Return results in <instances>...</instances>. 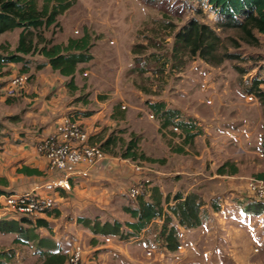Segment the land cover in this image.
<instances>
[{
	"label": "rangeland",
	"instance_id": "obj_1",
	"mask_svg": "<svg viewBox=\"0 0 264 264\" xmlns=\"http://www.w3.org/2000/svg\"><path fill=\"white\" fill-rule=\"evenodd\" d=\"M42 3L39 0L40 6ZM192 18L210 25L219 34V56L239 53V58H224L220 64H211L182 50L175 54V34ZM20 31L15 29L0 36V54L6 53L5 46L10 50L16 47ZM39 33L53 43H65L70 37H81L85 33L92 36L94 59L85 64L77 77L81 91L70 96L75 107L72 114L84 117V112L96 110L100 102L112 100L118 106L116 117H135L128 118L117 128L118 135L127 141L131 133H135L140 139L141 150L150 157L164 159V162L133 163L141 175L130 188L143 179H148L150 184L160 174L181 180V183L186 181L187 185L193 177L201 176L200 172H215L218 164L228 156L229 161H239L240 175L222 177L212 183L211 188L206 187L208 202L205 203L213 206V200L221 202V196L212 191H221L230 184L241 182L244 186L236 185L238 197L233 198V206L241 208L238 220L250 226L247 234L235 237L234 228L228 225L226 230L210 227L212 235L180 231L183 249L171 252L159 237L163 218H158L160 221L153 223L152 229L143 235L126 236V222L132 220L126 209L135 205L137 198L124 195L117 200L118 205L113 201L115 205L108 204L109 207L96 216L103 219H93L99 223L117 220L123 226V235L100 233L103 236L100 243L129 245V264H264V181L257 177L258 173H264V103L257 90L250 91L255 79L264 80V34L254 31L255 40H247L240 29L224 27L202 0H76L71 8L58 16L57 24L41 29ZM30 59L31 72L27 76L32 74L33 77L26 88L17 91L13 97L3 95L4 88L11 74L20 72L21 64L0 65V119L7 111H15V100L26 95L37 77L41 74L44 78L54 76L52 70L38 69L44 61L42 56H30ZM84 71H89V76ZM259 88L264 89V83ZM251 94L255 100L249 98ZM8 99H12L11 102ZM82 99L90 102L84 104ZM158 101L165 102L167 108L179 110L184 119L193 118L203 129L194 143L186 146L185 153L171 149V144L183 143L179 128L170 126L160 131L161 121L149 106ZM223 122L230 123L225 127ZM228 127L233 136L220 134ZM242 130L250 133H242ZM240 146L244 149H239ZM221 150L226 151L220 153ZM129 162L125 161L126 164ZM145 189L142 187L143 191ZM9 217L21 216L10 214ZM246 217L249 220L245 221ZM107 237H112V242H107ZM59 242L67 248L62 240ZM77 243L83 248L80 264H93V257L95 264H102L103 260L99 262L97 255L86 260V245ZM12 244L9 234L0 235V249H11ZM216 244L221 248L222 263L217 261L220 252L214 250ZM18 249L20 255L11 264L44 263V258L37 252V242L18 246ZM149 249L158 254L149 256Z\"/></svg>",
	"mask_w": 264,
	"mask_h": 264
},
{
	"label": "crops",
	"instance_id": "obj_2",
	"mask_svg": "<svg viewBox=\"0 0 264 264\" xmlns=\"http://www.w3.org/2000/svg\"><path fill=\"white\" fill-rule=\"evenodd\" d=\"M87 63L79 65V70L75 77L76 84L78 75L80 76V72ZM9 64L12 66L16 65L13 62ZM41 69L52 70L54 76L51 75L50 77L44 78V74H41L40 77H37V79L30 84L26 95L23 97L20 96L15 100V111L12 113L7 111L5 117H1L0 119V129L3 130V132H0V191H2L0 194L29 191L36 186H41L45 182L62 175L60 171L50 169L48 159L37 149V144L42 138L52 135L57 123L63 118L73 116L85 125L90 133V142L92 143H100L112 134L119 136L117 128L127 122L128 118H135L116 117L115 114L118 112V106L114 105L112 100L104 103L100 102L98 107L95 108L96 110L88 111L90 113L88 116H86V112H84V117L80 115L76 117L72 114L73 112H71L75 107H73L74 99L70 96L79 92L80 88L73 92L67 85L69 77L63 76L58 71L53 70L50 65H45ZM84 73L86 76H89L90 72L84 71ZM83 96H85V94ZM11 100L12 99H8L9 102H11ZM82 102L88 104L90 101L82 99ZM123 108L127 107L124 106ZM74 113L76 114L77 112ZM119 114L123 115V113ZM194 121L196 122V120ZM118 122L120 123L119 126L116 125ZM229 123L230 122H227L225 124V122H223L222 126L225 125L226 127ZM119 131L124 130L119 129ZM229 131L230 129L228 127L222 129L220 134L230 135ZM130 132H132V130H130ZM242 133L249 134L250 132L242 130ZM235 138L239 139L236 136ZM212 146L215 148L214 145ZM239 149L244 148L240 146ZM225 151L226 150H221L220 153ZM228 157L218 164L217 169L219 166L229 161ZM125 161H130L131 163L129 162V164H126ZM135 162L139 161L111 156L109 154L106 159L92 169L89 177L72 180L71 191L55 193L56 203L53 209L32 219L34 221L38 218L45 219L50 224V228L41 226L36 230L39 237L44 238L43 242L38 244L37 249V252L44 258V261L50 253L57 251H60L62 255L68 257V253L73 245L77 242H81L86 245V260H88L90 256L97 255L96 257H98L99 262L103 260L102 264H129V262H131L129 261V245L125 246L121 242H116L112 245L100 243V237H103L102 234L94 233L82 223L79 218L101 220L103 219L102 216H96H99L102 209L109 207L108 204L110 203H112V205H118L117 200L119 198H123L124 195H129L128 191L130 186L133 181H136V178L141 175L139 171L134 169L133 163ZM230 162L234 163L238 168L236 173H219L217 169L214 170L215 172L213 173L200 172L201 176L193 177L187 185L185 184L186 181L181 183V180H175V178L168 179L160 174L154 182L145 186V196L146 198H150L152 189L155 186L159 188L164 199L170 195V200L174 194L179 191L184 195H187L189 192H197L203 199L204 204L202 208L208 213V217L203 221L201 226L197 228L186 229L178 224L177 227L179 232L194 231L198 233V231H200V235H212L213 232L210 231V227H222L223 230H226L228 225L231 229L234 228L233 233L235 237L240 238L241 234L243 235V233L247 234L250 232L248 231L250 226L240 223L238 220V210L241 208L237 209L233 206V198L238 197L235 194L238 189L236 185L239 184V187L244 185L239 182L232 185L230 184L228 188L221 191H212L216 196H221V202L217 201L220 210H215L213 206L210 205V207L209 204L205 203V201L208 202L206 198L207 192L206 190L204 191L206 187L211 188V184L219 181L222 177H236L240 175L239 161L235 159ZM120 200L123 202L122 199ZM113 201H115V204ZM166 204L167 203L164 202L165 210H167L166 206L168 205ZM170 204H174V201L171 200ZM135 206L136 204L132 207ZM1 218L18 219L19 217H9V215H5L0 217V219ZM247 218L248 217H246L245 221L249 220ZM159 221L158 218L154 219L141 232V235L146 231H150L154 225L153 223ZM126 229L127 231L129 230L127 226ZM0 235L4 237L7 234L0 231ZM9 235L11 243H13L12 247L15 250V257L13 259L15 262L20 255L18 246L28 244L14 242L15 238L18 237L17 233H10ZM61 240L66 244L67 248L59 242ZM34 242L38 243V240H33L29 242V244H33ZM56 244L58 246L54 249L53 247H55ZM192 244H194V242H192ZM220 249L219 245L216 244L214 246V250L220 252ZM97 250H99L98 253L95 252ZM219 256L217 261L222 263L223 258L221 257V252ZM95 261L96 259L93 257L91 263L95 264ZM65 264H68L67 261ZM152 264L156 263L153 262Z\"/></svg>",
	"mask_w": 264,
	"mask_h": 264
},
{
	"label": "trees",
	"instance_id": "obj_3",
	"mask_svg": "<svg viewBox=\"0 0 264 264\" xmlns=\"http://www.w3.org/2000/svg\"><path fill=\"white\" fill-rule=\"evenodd\" d=\"M0 0V36L6 32L20 29L19 39L16 47L10 50L3 49L5 54H0V65L8 63L21 64L20 73L28 74L31 69V57L40 55L44 58L43 63L38 65V69L45 65H50L53 70L61 75L69 77L68 87L74 92L78 90L75 81L79 65L90 62L94 59L91 53L93 46L92 36L85 33L81 37H70L65 43H53L42 36L39 31L57 24L58 16L71 8L76 0ZM206 3L224 27L237 28L243 31L247 40H255L254 31L264 34V0H202ZM221 44V37L210 25L192 18L176 34L174 47L175 54L180 50L188 52L190 55L199 56L211 64H220L224 58H239V53H226L219 56L218 50ZM181 53V52H179ZM180 57L179 63H182ZM33 75H29L30 80ZM264 80L255 79L250 91H256L264 103V89L259 85ZM83 96V95H81ZM150 108L161 121L160 131L172 127L181 130V145L171 144V149L177 153H185V147L192 145L195 138L203 133V129L197 125L193 118L184 119L180 117L179 110L167 108L162 101L150 103ZM90 115L89 112L85 113ZM173 134L177 133L173 130ZM140 139L131 133L130 138L125 141L123 137L114 134L107 137L98 144L106 154L120 156L133 161L164 162L148 156L141 150ZM92 143V142H91ZM264 146V143H263ZM117 149L120 150L117 151ZM219 173H236L238 168L230 161L218 167ZM259 179H264V173H259ZM2 193V191H0ZM145 191L138 195L135 207L129 206L126 209L132 220L126 222L129 230L126 236L131 238L138 236L154 219L163 218V223L159 232V237L164 242L166 248L171 252H176L181 245L180 232L177 225L186 229L197 228L208 217V213L202 208L204 202L197 192H189L184 195L182 192L163 198L158 187H153L150 198H146ZM164 202L168 205L164 208ZM258 204V203H257ZM213 208L220 210L219 204L213 200ZM29 217L18 219H0V231L4 234L17 233L18 237L14 242L29 244L33 240H38V244L43 242L36 232L37 228L44 226L50 228V224L45 219L38 218L35 221ZM79 220L89 227L94 233L123 235L122 224L115 220L113 223H99L95 220L80 217ZM48 255V254H47ZM15 257L13 248L8 250L0 249V264H11ZM68 257L62 255L60 251L50 253L43 264H65ZM68 263V262H67Z\"/></svg>",
	"mask_w": 264,
	"mask_h": 264
},
{
	"label": "built area",
	"instance_id": "obj_4",
	"mask_svg": "<svg viewBox=\"0 0 264 264\" xmlns=\"http://www.w3.org/2000/svg\"><path fill=\"white\" fill-rule=\"evenodd\" d=\"M28 80L27 74L20 72L11 74L3 95L13 97L17 91L26 88ZM249 98L255 100L253 94ZM37 149L48 159L50 169L60 171L62 175L29 191L0 194V217L14 214L37 218L47 213L55 206V193L71 191L72 180L89 177L92 169L108 156L100 145L90 142L89 131L73 116L60 120L54 133L39 141ZM136 168L140 170L141 166ZM148 183V179H143L132 186L128 191L129 196L136 198L143 192L142 187ZM106 240L111 242L112 237H107ZM179 249H183V246L180 245ZM82 254L81 244L75 243L68 253V264H80ZM157 254L158 252L153 249L148 250L149 256Z\"/></svg>",
	"mask_w": 264,
	"mask_h": 264
}]
</instances>
